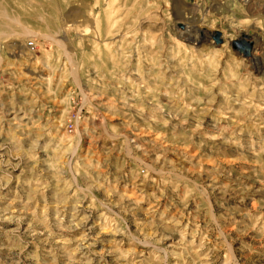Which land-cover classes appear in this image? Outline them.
Returning a JSON list of instances; mask_svg holds the SVG:
<instances>
[{"label": "rangeland", "instance_id": "374dc122", "mask_svg": "<svg viewBox=\"0 0 264 264\" xmlns=\"http://www.w3.org/2000/svg\"><path fill=\"white\" fill-rule=\"evenodd\" d=\"M254 1L0 0V264H264Z\"/></svg>", "mask_w": 264, "mask_h": 264}, {"label": "water", "instance_id": "95a60500", "mask_svg": "<svg viewBox=\"0 0 264 264\" xmlns=\"http://www.w3.org/2000/svg\"><path fill=\"white\" fill-rule=\"evenodd\" d=\"M215 42L217 44H219L221 42V40L219 38V33L216 34ZM230 46L234 51H237L243 57H248L250 55V52L252 49V43L250 41H248L245 36H243L240 39L231 41Z\"/></svg>", "mask_w": 264, "mask_h": 264}, {"label": "bare ground", "instance_id": "6f19581e", "mask_svg": "<svg viewBox=\"0 0 264 264\" xmlns=\"http://www.w3.org/2000/svg\"><path fill=\"white\" fill-rule=\"evenodd\" d=\"M245 1V0H244ZM247 1V0H246ZM252 1V0H251ZM256 1V0H255ZM254 1V2H255ZM258 3V2H257ZM179 24V23H178ZM186 24V23H185ZM184 25V24H183ZM202 27V26H201ZM182 28V27H181ZM189 29V28H188ZM205 29H207V28H205ZM205 29H203V28H200V29H197V33H198V37H200V38H202V37H206V36H210V37H213V39H214V42H215V37H216V34H218V33H214L213 31H211V32H208V31H206ZM183 32V31H182ZM248 34V33H247ZM194 35V34H193ZM196 35V34H195ZM245 35V37H246V39L247 38H249V39H252L253 37H250V36H248V35H246V34H244ZM195 37V36H194ZM196 38V37H195ZM220 38V37H219ZM242 38V37H241ZM249 39H248V41H249ZM220 40H221V38H220ZM253 40L254 41H258L257 40V38H253ZM210 41V40H209ZM216 43V42H215ZM256 44V43H255ZM257 45V44H256ZM258 46V45H257ZM252 54V53H251ZM260 54H261V52H260ZM256 55V54H255ZM262 55V54H261ZM252 56V55H251ZM260 56V55H259ZM263 56V55H262ZM250 58V57H249ZM264 59V58H263ZM253 63L256 65V68L257 69H259L260 67H262L263 68V71H264V64L263 63H261L260 62V60H259V58H253ZM263 61V60H262ZM251 64V63H250ZM259 64H261V66L259 67ZM255 67V66H254ZM254 69V68H253ZM261 71H262V69H261ZM263 73V72H262Z\"/></svg>", "mask_w": 264, "mask_h": 264}]
</instances>
